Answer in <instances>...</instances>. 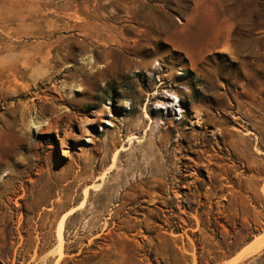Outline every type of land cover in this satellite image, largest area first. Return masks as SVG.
Masks as SVG:
<instances>
[{
	"label": "rangeland",
	"instance_id": "rangeland-1",
	"mask_svg": "<svg viewBox=\"0 0 264 264\" xmlns=\"http://www.w3.org/2000/svg\"><path fill=\"white\" fill-rule=\"evenodd\" d=\"M195 1L0 0V264H225L264 232V0H220L191 59Z\"/></svg>",
	"mask_w": 264,
	"mask_h": 264
},
{
	"label": "crops",
	"instance_id": "crops-1",
	"mask_svg": "<svg viewBox=\"0 0 264 264\" xmlns=\"http://www.w3.org/2000/svg\"><path fill=\"white\" fill-rule=\"evenodd\" d=\"M218 23L217 31L215 24ZM210 28L214 30L210 35L200 36L203 30ZM230 21L221 13V2L220 0H196L189 16L186 21L181 24L177 32L187 31L189 41L191 42V48H183L176 45L173 41V45L182 49L191 59L201 58L207 52L213 49H221L225 46L230 37L231 33ZM217 36H222V39L216 40ZM200 38V41H198ZM170 42V40L168 39ZM209 43H212L209 45ZM210 47V48H209ZM262 239L263 242L257 248H254L257 241ZM264 248V232H259L245 244L240 246L234 253L223 260L225 264H249L251 258L261 252Z\"/></svg>",
	"mask_w": 264,
	"mask_h": 264
},
{
	"label": "bare ground",
	"instance_id": "bare-ground-1",
	"mask_svg": "<svg viewBox=\"0 0 264 264\" xmlns=\"http://www.w3.org/2000/svg\"><path fill=\"white\" fill-rule=\"evenodd\" d=\"M43 185H45V184H43ZM51 186V185H50ZM45 187V186H44ZM47 188V187H46ZM45 188V189H46ZM50 190V189H49ZM48 191V190H47ZM46 193V192H45ZM60 194V193H59ZM51 195V194H50ZM60 199H57V200H55V201H53L52 203H56L58 206H59V204L62 202V201H60ZM61 205V204H60ZM60 208V207H59ZM59 208H57V209H59ZM263 242V240L262 239H260V240H258L257 241V243H256V245L254 246V248H257V247H259V245L261 244Z\"/></svg>",
	"mask_w": 264,
	"mask_h": 264
}]
</instances>
